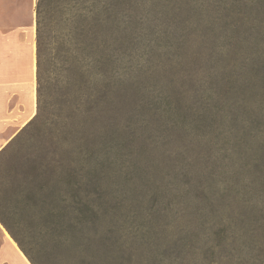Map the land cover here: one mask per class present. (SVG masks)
I'll return each mask as SVG.
<instances>
[{
	"label": "rangeland",
	"instance_id": "rangeland-1",
	"mask_svg": "<svg viewBox=\"0 0 264 264\" xmlns=\"http://www.w3.org/2000/svg\"><path fill=\"white\" fill-rule=\"evenodd\" d=\"M256 1L117 0L114 138L87 119L80 149L46 141L26 165L4 162L2 196L37 264H263ZM13 3L0 35L8 65L22 52L24 113L0 108L6 137L35 82V0Z\"/></svg>",
	"mask_w": 264,
	"mask_h": 264
},
{
	"label": "trees",
	"instance_id": "trees-1",
	"mask_svg": "<svg viewBox=\"0 0 264 264\" xmlns=\"http://www.w3.org/2000/svg\"><path fill=\"white\" fill-rule=\"evenodd\" d=\"M116 5L117 0H35V112L0 148V223L31 264L37 262L16 233L11 211L2 196L4 162L14 156L17 165H26L24 150L40 147L39 144L46 141H67L70 151L80 149L81 139L89 131L87 119L94 124L98 122L104 143L109 137L114 138ZM256 5L261 13L256 26L261 64L253 73L264 80V0H257ZM262 170L264 172V160ZM52 209L49 211L54 216ZM262 253L264 258V250Z\"/></svg>",
	"mask_w": 264,
	"mask_h": 264
},
{
	"label": "crops",
	"instance_id": "crops-1",
	"mask_svg": "<svg viewBox=\"0 0 264 264\" xmlns=\"http://www.w3.org/2000/svg\"><path fill=\"white\" fill-rule=\"evenodd\" d=\"M13 0H0V8L9 9L13 5ZM17 42V41H16ZM10 41L3 40V33L0 35V108L8 106L9 102L14 106L15 114L21 115V120L23 118V100L22 91L25 89L24 77L18 76L17 74L21 72V66L17 65V54H22V52L17 51L12 55L13 63H7L6 57H3V51L7 49V44ZM13 53V52H12ZM16 57V58H14ZM4 58V59H3ZM35 69V60H34ZM9 73H13L14 77L10 76ZM4 76V77H3ZM35 82L32 92L27 102L28 109H30V115L27 118L29 120L35 112ZM6 123V122H4ZM25 124L21 125L16 129L15 133ZM12 133L9 137L7 135V123L3 128V111H0V148L6 144V142L15 134ZM0 264H31L24 253L20 250L16 242L8 235L5 228L0 223Z\"/></svg>",
	"mask_w": 264,
	"mask_h": 264
},
{
	"label": "bare ground",
	"instance_id": "bare-ground-1",
	"mask_svg": "<svg viewBox=\"0 0 264 264\" xmlns=\"http://www.w3.org/2000/svg\"><path fill=\"white\" fill-rule=\"evenodd\" d=\"M6 231V230H5ZM9 235V234H8Z\"/></svg>",
	"mask_w": 264,
	"mask_h": 264
}]
</instances>
